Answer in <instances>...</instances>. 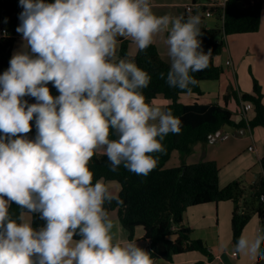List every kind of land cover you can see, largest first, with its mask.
<instances>
[{
  "label": "clouds",
  "instance_id": "9594fccd",
  "mask_svg": "<svg viewBox=\"0 0 264 264\" xmlns=\"http://www.w3.org/2000/svg\"><path fill=\"white\" fill-rule=\"evenodd\" d=\"M19 5L23 44L0 73V264H153L136 241L118 242L106 206L123 200L103 180L93 183L89 162L101 153L110 171L142 177L157 168L182 120L146 102L151 76L118 56L119 40L140 53L166 34L169 70L159 78L190 92L193 74L209 67L200 16L156 15L150 0ZM26 213L43 223L34 227ZM262 244L264 235H242L221 247L264 261Z\"/></svg>",
  "mask_w": 264,
  "mask_h": 264
},
{
  "label": "trees",
  "instance_id": "16d2710c",
  "mask_svg": "<svg viewBox=\"0 0 264 264\" xmlns=\"http://www.w3.org/2000/svg\"><path fill=\"white\" fill-rule=\"evenodd\" d=\"M54 2V0H48ZM263 0H228L225 9L217 7L215 16L221 21L220 26L208 27L201 18V43L205 53H209V67L200 73L193 74L198 81L192 86L190 92L168 87L164 79L159 78V73L165 74L169 70V62L162 56L154 43L146 52L132 56L129 53V39L120 38V58L132 59L140 68L151 76L149 86L143 89L146 102L153 103L162 95L170 100L166 108H170L174 115L182 120V131L178 135L169 134L163 141L166 152L159 156L157 168L147 177L137 176L121 166L117 171L109 170L107 158L101 153H96L89 162L90 170L94 172V180H117L120 190L109 186L123 204L113 202L107 205L109 214L118 209V216L123 226L129 230L133 239L136 229L144 228V238L150 241L148 250L151 259L162 258L173 260L179 253L198 250L212 258L206 242L192 237L193 229L184 224V216L188 208L194 205L233 200L235 209L232 217V230L234 242L242 235L244 227L250 219L259 214L264 220V174L247 194L246 187L241 180H234L226 186L220 184V167L217 160H202L188 163L187 156L193 152L198 142L207 144L212 135L220 132L224 126H264V92L259 80L254 78V90L243 92L241 95L234 84H230L224 94L225 103L184 102L182 95L204 93L201 81L204 79H219L224 68L215 61V56L221 54L226 45V37L230 34L256 32L260 30L262 21ZM205 12L206 6L201 9ZM22 11L19 0H0V25H6L11 35L0 42V73L9 66L13 55L18 26V14ZM197 9L184 15H196ZM53 95H58L51 83L48 85ZM232 98L251 101L256 111L255 116L247 120L244 116L241 121L233 119V111L228 107ZM35 101L29 98V103ZM34 124V122H31ZM35 136V128L28 134ZM114 138V137H113ZM181 153L182 164L167 167V162L174 151ZM264 171V156L261 159ZM11 211L18 214L19 209L15 204ZM33 226L38 227L43 222L38 216H33ZM264 235V223L261 229ZM79 239V237H74ZM264 249V244H262ZM154 264V263H153ZM193 264H206L200 260ZM254 264H264L256 261Z\"/></svg>",
  "mask_w": 264,
  "mask_h": 264
},
{
  "label": "crops",
  "instance_id": "0c3cea01",
  "mask_svg": "<svg viewBox=\"0 0 264 264\" xmlns=\"http://www.w3.org/2000/svg\"><path fill=\"white\" fill-rule=\"evenodd\" d=\"M208 0H150L152 10L156 15L184 16L189 11L187 5L194 4L196 9H200V13L204 15L201 9L207 4ZM209 19V20H208ZM210 21L214 25L221 21L216 16H204L203 23L208 27ZM20 21L18 20V24ZM13 47V53L16 52L18 45L17 37ZM227 36V45L224 51L215 56L218 65L224 68V72L219 79H204L201 81V87L204 91L202 95L184 94L182 100L184 102L199 101L203 103L220 102L225 103L224 94L230 84H234L241 95L243 92H252L254 90V78L259 80L264 92V0L262 9V21L259 31L248 33L230 34ZM239 37V38H238ZM239 39L241 42L239 43ZM130 40V39H129ZM162 56L169 62L167 57L166 34H162L155 38ZM121 42L119 41L118 56L120 57ZM243 48L242 54L239 55L240 48ZM21 50V48L19 49ZM129 53L134 56L136 50L134 44L129 43ZM234 54L237 61L234 60ZM227 60H232L231 64H227ZM154 104L167 107L170 100L164 96H158ZM243 102L238 98H232L228 102V107L233 111V119L241 121L243 116L248 120L252 119L256 111L254 107L249 111H245ZM245 117V118H246ZM224 128L215 135L211 136L207 144L199 142L196 144V151L189 155L186 159L188 163L200 162L202 160L214 159L218 161L220 167V184L226 186L234 180H241L246 187L248 194L252 186L257 183L262 176L263 166L262 157L264 156V126H232L231 130ZM234 133V136L232 135ZM228 135L227 137H225ZM250 146H254L251 149ZM202 151L203 154L201 153ZM257 156H256V154ZM199 155V156H198ZM181 164V153L174 151L172 157L167 162V167H173ZM104 181V180H103ZM106 182V181H104ZM119 191L115 186L108 184ZM235 209L233 200H222L220 202H210L194 205L188 208L184 216V224L193 229L192 237L202 239L208 245L213 254L212 258L201 251L194 250L185 253H179L174 259L166 260L162 258L152 259L154 264H193L203 260L206 264H254L257 260H253L250 256L237 254L231 249L225 251L221 244L230 242L235 244L232 230V217ZM110 217L114 216L113 222L116 225L117 240L120 243L128 241H136L137 245L146 251L148 250V241L144 238V228L138 227L133 239L130 238V232L117 219L118 209L111 211ZM26 221L32 222L33 215L26 213ZM264 220L259 215H254L244 227L242 235L250 239H254L257 235H261ZM241 235V236H242ZM263 249V248H262Z\"/></svg>",
  "mask_w": 264,
  "mask_h": 264
},
{
  "label": "built area",
  "instance_id": "2783aa9c",
  "mask_svg": "<svg viewBox=\"0 0 264 264\" xmlns=\"http://www.w3.org/2000/svg\"><path fill=\"white\" fill-rule=\"evenodd\" d=\"M228 0H208L206 6V10L204 12V16L206 17H211L215 16V9L217 7H220L221 9H225L226 4ZM196 9V5L190 4L187 5V10L189 12L193 11ZM7 36H10V29L6 25H0V42ZM232 60H227V64H231ZM244 110L247 112L250 109L254 107V104L251 101H244L243 103ZM246 117V116H245ZM248 120V118L246 117ZM226 135L225 137H227ZM251 149H254V146H250ZM262 199L264 200V196H262ZM150 245V241H148V247Z\"/></svg>",
  "mask_w": 264,
  "mask_h": 264
},
{
  "label": "rangeland",
  "instance_id": "374dc122",
  "mask_svg": "<svg viewBox=\"0 0 264 264\" xmlns=\"http://www.w3.org/2000/svg\"><path fill=\"white\" fill-rule=\"evenodd\" d=\"M209 20V19H208ZM207 23L208 24H211V22L210 21H207ZM220 23L219 22H217V24H211V25H213V26H216V25H219ZM18 34V33H17ZM229 37L231 36V35H228ZM239 38V37H238ZM17 41H18V45H17V47H16V51H19V49L21 48V46H22V44H23V41H22V38H21V35L19 34L18 35V37H17ZM241 42V39H239V43ZM242 50H243V48L241 47L240 48V51H239V55L240 54H242ZM243 55V54H242ZM234 60H235V62L237 61V58H236V56H235V54H234ZM242 102V101H241ZM33 127H34V124H33ZM35 128V127H34ZM227 130H231L232 129V126H227V128H226ZM232 135L234 136V133L232 132ZM199 143V142H198ZM197 143V144H198ZM196 146V145H195ZM196 151V149H195V147H194V150H193V152L192 153H190L189 155H192L194 152ZM203 152L204 151H202L201 153L203 154ZM256 154V153H255ZM188 155V156H189ZM187 156V157H188ZM199 156V155H198ZM256 156H257V154H256ZM181 164H182V158H181ZM180 164V165H181ZM106 182H108V184H110V185H113V186H115L117 189H119V186H120V184H119V182L117 181V180H112V181H110V180H107ZM105 182V183H106ZM120 190V189H119ZM114 218V216H111V219L112 220H115V219H113ZM117 219L119 220V222L122 224V222H121V220H120V217H117ZM123 225V224H122ZM141 227H143V226H141Z\"/></svg>",
  "mask_w": 264,
  "mask_h": 264
},
{
  "label": "water",
  "instance_id": "95a60500",
  "mask_svg": "<svg viewBox=\"0 0 264 264\" xmlns=\"http://www.w3.org/2000/svg\"><path fill=\"white\" fill-rule=\"evenodd\" d=\"M197 14L200 15V9L197 10Z\"/></svg>",
  "mask_w": 264,
  "mask_h": 264
}]
</instances>
